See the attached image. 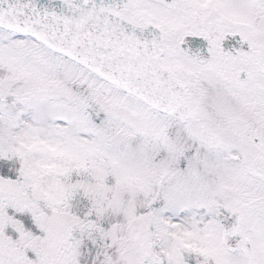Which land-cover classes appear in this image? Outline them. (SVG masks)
Returning <instances> with one entry per match:
<instances>
[{"label":"snow or ice","instance_id":"snow-or-ice-1","mask_svg":"<svg viewBox=\"0 0 264 264\" xmlns=\"http://www.w3.org/2000/svg\"><path fill=\"white\" fill-rule=\"evenodd\" d=\"M0 264H264V0H0Z\"/></svg>","mask_w":264,"mask_h":264}]
</instances>
